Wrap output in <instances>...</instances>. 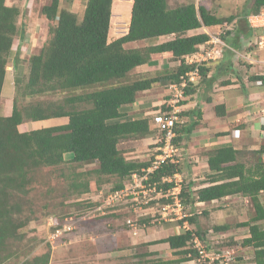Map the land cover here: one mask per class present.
Returning <instances> with one entry per match:
<instances>
[{
  "label": "trees",
  "instance_id": "obj_1",
  "mask_svg": "<svg viewBox=\"0 0 264 264\" xmlns=\"http://www.w3.org/2000/svg\"><path fill=\"white\" fill-rule=\"evenodd\" d=\"M72 3L74 0H67ZM62 0H52L44 5L42 13L52 21L50 37L39 53L30 56V70L23 96L46 93H68L60 100H36L19 106L13 102L12 114H2V92L9 66V57L19 33L18 20L21 9L0 0V264L8 258V244L18 238V224L12 200L26 192L27 183L33 173L42 167H54L72 162L75 165H95L91 171L97 182H113L114 189L124 187L134 171L147 167L150 159H128L119 148L122 140L147 138L155 134L150 116L136 118L125 116L126 106L137 101L141 91L152 88L156 83H180L181 76L193 66L184 62V56L199 50V46L211 40V35L202 32L188 34L201 27H213L231 23L236 15L218 16L204 5L194 1L170 7L168 0H133L128 32L111 40L114 0H85L82 19L69 8L61 6ZM264 7V0H254L253 13ZM164 35L173 38L142 48H126L131 41L157 39ZM228 29L223 35L227 41ZM172 52L182 62L164 75L149 76L127 81V76L136 67L152 64L155 53ZM209 69L201 66L202 79ZM264 81V75L257 76ZM198 84L186 90L191 95ZM83 92H75L77 89ZM185 100L181 103L183 104ZM125 107V108H124ZM225 106L216 105L221 115ZM193 116L191 122L177 123L176 144L188 138L202 119L199 109L181 113ZM54 117H66L60 125L44 126L29 131L20 130L25 119L37 121ZM155 147V146H153ZM68 153L72 158H66ZM210 173L204 183L193 188L195 183L183 184L180 197L186 204L218 201L240 195L251 202L255 214L251 220L237 223L248 227L249 234L242 245L253 249L255 264H264V149L243 150L233 145L221 146L206 151ZM179 163H169L155 173V179L163 175L181 172ZM89 171L85 173L88 175ZM73 187L79 193L90 191L88 179L75 180ZM174 182L165 187H173ZM88 205L85 209L89 208ZM207 213V212H205ZM61 220L63 218H60ZM197 224L196 216L179 220ZM230 224L216 225V231H227ZM205 240L201 230L182 228L179 233L151 244L167 242L174 258L159 264H182L200 258L196 238ZM71 238V237H70ZM50 244V243H49ZM51 246V244H50ZM150 252L148 255H156ZM147 255V254H144ZM50 253L45 252L27 258L25 264H49Z\"/></svg>",
  "mask_w": 264,
  "mask_h": 264
},
{
  "label": "rangeland",
  "instance_id": "obj_2",
  "mask_svg": "<svg viewBox=\"0 0 264 264\" xmlns=\"http://www.w3.org/2000/svg\"><path fill=\"white\" fill-rule=\"evenodd\" d=\"M51 1H7L9 5H16L21 9V16L18 20L17 41L14 42L13 53L9 57L5 95L2 97L3 111L8 104L13 106L12 100L5 99L9 92L10 96L16 94L15 97L18 99L20 107L31 101L60 100L68 95V93L56 92L23 96L30 70L28 58L30 59V55L40 50L42 44H45L50 37L49 26L53 23L42 13V8L44 5L50 4ZM118 1L125 3H118L114 9L113 32L124 30L128 25L129 15H131L132 2L129 0ZM191 1L197 5L206 6L215 15L228 17L239 14L242 6H245L243 3L246 0H168V3L170 7H176ZM251 2L252 0H247L246 6H249ZM61 6L77 13L81 20L85 10V0H74L72 3L62 0ZM228 26L230 28L231 24L216 25L211 28V32L213 35L221 34L222 36L229 29ZM22 31L26 34L27 41L24 39L25 49H20L18 52L17 44ZM222 39H224L223 36ZM158 85L161 86L160 93H163L164 97L170 98L169 92L172 91L170 84L161 83ZM75 92L81 93L83 89H77ZM158 106L152 108L158 109ZM153 146L154 135L152 140H146L144 143L141 140L136 154H141L142 158L149 159L154 154ZM68 156L66 155L67 158ZM94 168L95 165L80 166L67 161L59 166L42 167L33 173L27 183L26 192L20 193L12 200L18 224L20 222L23 224L18 229V238L9 242L7 253L9 258L2 264H25L27 258H33L45 252L50 253L49 264H159L161 263L160 260L164 262L175 257L169 244L161 245V251L157 252L156 255H148L150 253L148 247L151 242L167 238L182 230L181 227H177L179 220H181L178 218L180 215L174 213L164 219L156 211L164 203L172 202L171 198L158 200L157 203L152 204L154 208L147 207L146 212L148 213L146 215H140V213H135L126 208L125 205H119L109 209L105 214L79 222L75 232L71 235L70 242L67 240L66 243L61 244L56 249L50 246L47 237L51 217L60 219L69 215L80 214L81 211L86 210L88 205L92 204V201H98L90 199V194L99 190L106 192L108 188L113 187V182H97V175L91 172ZM87 171L89 173L85 175ZM76 179H88L91 184L90 191L80 194L79 190L72 185ZM176 179L184 184L187 183L184 177V181L182 180L180 175ZM101 198L100 201H102ZM261 199L264 203V194ZM207 205L210 206L197 209L186 204L180 213L193 212L196 216L197 224L188 225L194 230L199 229L204 232L205 240H200L197 237L196 244L207 254L205 259H195L182 264H226V262L228 264H253V249L242 245V240L248 236L249 229L248 227L237 226L239 222L251 220L255 214L251 202L240 195H233L214 203H207ZM128 219H134L137 222L140 228L138 235L131 233L127 223ZM170 219L174 220L170 221ZM260 223L264 225V220ZM222 224H230L232 228L230 227L227 231H216L214 227ZM229 256H232V261L225 260Z\"/></svg>",
  "mask_w": 264,
  "mask_h": 264
},
{
  "label": "crops",
  "instance_id": "obj_3",
  "mask_svg": "<svg viewBox=\"0 0 264 264\" xmlns=\"http://www.w3.org/2000/svg\"><path fill=\"white\" fill-rule=\"evenodd\" d=\"M129 1L133 3V0ZM118 3L125 2L114 0L112 25L114 9ZM243 4L245 6H242L240 13L235 14L236 18L230 23L231 26L229 29L231 30V35L229 39H227V42L223 39L226 43L223 56L204 64L209 69L206 78L199 82L196 90L191 95H187L185 102L181 105L184 113L197 109H200L203 113L200 124L197 125L188 138L184 137L180 143L182 153L179 164L182 171L179 175L187 183H195L193 188L207 185V183H204L210 173L208 157L206 155L207 150L227 145H233L235 148L246 151L260 148L264 149V85H258L256 83L258 80L257 76L264 75V48L257 46L256 41L259 36V31L253 29L248 22V15L253 13L254 0H252L249 6H246L247 0ZM130 17L131 15H129V22L124 30H116L113 32V27H111L109 35L111 40L128 32ZM211 28L204 26L191 30L188 34L206 32L212 36ZM26 37L24 31H22L17 44L18 52H20V49H25L23 42L24 39H27ZM173 37L172 35H164L157 39L131 41L126 43L125 47L128 49L142 48L167 41ZM15 41H17L16 37ZM43 45L44 43L40 47V50L35 53H39ZM152 61V64L140 65L129 72L127 81H133L146 76L164 75L179 65V59L175 58L172 52L155 53L152 55ZM151 73L152 75H149ZM6 79L2 97L5 95ZM158 84L161 83L155 84L148 90L139 92L137 101L126 106V108L124 107L127 111L126 118L148 116L152 111L156 110L152 108L153 106L159 105V108L168 100L169 97H164L163 93H160L161 86ZM15 96L16 94L10 96L9 92L5 96V99L14 102ZM220 104L225 106V108L221 110V115H218L215 107ZM12 109V104H8L5 111L2 109V114L9 116L12 114ZM191 118L193 116H183L181 122H191ZM67 121L68 119L66 117H54L37 121L25 119L20 125V130L29 131L44 126L60 125ZM150 139L152 140V137L124 139L120 142L119 148L123 150L124 155L128 159L147 160L142 158L141 154H136V152L139 150L141 140L144 143ZM156 141L157 134L155 133L154 144ZM67 155H69L68 159L72 158L71 153ZM101 194L102 191L99 190L96 193L90 194L89 197L99 199ZM214 202L216 200L209 203ZM205 205H207V202H196L194 207L200 209V207L210 206ZM170 221L173 220L170 219ZM190 225L185 223L184 227L191 228ZM177 227L182 228L180 225ZM161 245H168V243L151 244L148 250L150 252H160Z\"/></svg>",
  "mask_w": 264,
  "mask_h": 264
},
{
  "label": "built area",
  "instance_id": "obj_4",
  "mask_svg": "<svg viewBox=\"0 0 264 264\" xmlns=\"http://www.w3.org/2000/svg\"><path fill=\"white\" fill-rule=\"evenodd\" d=\"M250 26L253 29L259 30L260 34L256 44L260 48H264V8L259 12L251 14L248 18ZM225 43L219 35H213L211 40L200 45L199 50L191 55L184 56V62L193 66L181 76L180 83H173L172 97L166 102L167 108H160L151 112V123L157 131V154L151 164L143 168L141 171L134 172L125 183L124 187L118 190L110 191L103 199L102 203L93 207L87 208L81 214H74L64 217L62 220L51 217L49 221L50 230L48 232L47 241L55 249L61 244L70 241L72 233L78 226V223L88 218H93L98 213L104 214L106 209L125 205L136 213H144L147 206L154 208L151 205L161 198H172V202L163 204L156 211L162 217L168 218L176 213L178 218H183L187 214L183 213V202L180 197L181 181H178L177 175L164 176L161 180L152 178V175L164 164L169 162L176 163L180 155V146L176 144L177 123L181 122V102L185 98L186 89L191 84H197L202 79L201 66L212 60H217L223 56V47ZM258 85H263L262 80H257ZM175 182L172 188H166L165 183ZM128 225L131 227L133 234H137L139 226L134 219H128ZM197 247L200 250V258L205 259L207 254L205 250ZM230 260V256L226 258ZM228 264V263H227Z\"/></svg>",
  "mask_w": 264,
  "mask_h": 264
},
{
  "label": "clouds",
  "instance_id": "obj_5",
  "mask_svg": "<svg viewBox=\"0 0 264 264\" xmlns=\"http://www.w3.org/2000/svg\"><path fill=\"white\" fill-rule=\"evenodd\" d=\"M263 8H264V7H263ZM261 9H262V8H261ZM261 9H260V10H261ZM258 12H259V11H258ZM254 13H257V12H254ZM254 13H251V14H254ZM251 14L248 15V18H249V16H250ZM248 22H249V21H248ZM225 24H228V23H225ZM249 24H250V23H249ZM228 28H229V26H228ZM255 30H256V29H255ZM258 31H259V30H258ZM225 33H226V32H225ZM259 34H260V31H259ZM214 35H219L220 38L222 39L221 34H214ZM172 36H174V35H172ZM212 36H213V35H212ZM212 36H211V38H212ZM222 40H223V39H222ZM223 42H224V40H223ZM224 43H225V42H224ZM203 44H204V43H203ZM201 45H202V44H201ZM225 45H226V43H225ZM257 46H258V45H257ZM199 47H200V46H199ZM224 48H225V46L223 47V54H224ZM181 62H182V61L179 60V64H180ZM204 64H205V63H204ZM204 64H203V65H204ZM203 65H202V66H203ZM201 80H202V79H201ZM201 80H200V81H201ZM258 80H262V79H258ZM262 81H263V80H262ZM263 83H264V81H263ZM172 84H173V83H172ZM172 84H171V85H172ZM197 84H199V83H197ZM171 85H170V87H171ZM263 85H264V84H263ZM171 89H172V88H171ZM186 90H187V89H186ZM170 95H171V97H172V91L170 92ZM171 97H170V98H171ZM170 98H168L167 101H169ZM185 99H186V94H185V98H184L183 100H185ZM183 100H182V101H183ZM167 101H166V102H167ZM166 102H165L161 107H159L158 109H160V108H164V109L167 108V106H166ZM181 105H183V104L181 103ZM158 109H156V110H158ZM182 112H183V111L181 110V112H180V116H181V113H182ZM148 116L151 117V115H148ZM181 121H182V118H181ZM152 126H153V125H152ZM155 133L157 134L156 129H155ZM157 137H158V136H157ZM154 146H155V147H154V154H153L152 158L149 160V161H150V164H151L152 160H154L155 155L157 154V148H158V146H159V144H158L157 141H156V143L154 144ZM179 146H180V145H179ZM181 153H182V151H181V147H180V155H179V157H178V161L176 162V164L180 162V156H181ZM169 163H172V162H169ZM169 163H167V164H169ZM150 164H149V165H150ZM167 164H164L163 166H165V165H167ZM149 165H148V166H149ZM148 166H147V167H148ZM163 166H162V167H163ZM162 167H160L156 172H158ZM143 168H146V167H143ZM143 168H142V169H143ZM142 169L137 170V171H134V172L141 171ZM134 172H133V173H134ZM156 172H155V173H156ZM133 173H132V174H133ZM155 173L152 175V178H153V179H155V176H154ZM179 173H180V172H178V173H176V174L179 175ZM174 175H175V174H174ZM178 175H177V176H178ZM131 176H132V175H131ZM131 176H130V178H131ZM164 176H169V175H163V176H161L160 178H158V179H156V180H161ZM172 176H173V175H172ZM130 178H129L128 180H130ZM128 180H127L126 182H128ZM183 181H184V180H183ZM111 183H112V182H111ZM170 183H172V182H170ZM166 184H169V183H165V185H166ZM183 184H184V183L181 181V185H182V186H183ZM174 186H175V182H174ZM174 186H173V187H174ZM182 186H181V187H182ZM169 188H172V187H169ZM114 190H118V189H114L113 187H111V188H108V190H107L106 192H105V190H101L102 193H104L103 195L101 194V197H102L101 199H103V198H104V197H105L110 191H114ZM263 194H264V192H263ZM179 195H180V194H179ZM164 198H165V197H164ZM90 199H92V198H90ZM99 199H100V198H99ZM99 199H96V200H98V201L92 199V200H94V201H96V202H93V201L91 200V201H92V204H91L90 207H93V206H96V205L101 204L102 201H100ZM161 199H162V198H161ZM167 199H169V198H167ZM171 199H172V198H171ZM159 200H160V199H159ZM172 200H173V199H172ZM181 200H182V198H181ZM99 201H100V202H99ZM155 202H156V201H155ZM155 202H153V203H155ZM157 202H158V201H157ZM157 202H156V203H157ZM170 202H171V201H170ZM182 202H183V201H182ZM153 203H152V204H153ZM166 203H167V202H166ZM152 204H151V205H152ZM164 204H165V203H164ZM185 205H186V203L183 202V210H184V208H185ZM187 205H190V204H187ZM118 206H119V205H118ZM161 206H162V205H161ZM116 207H117V206H116ZM147 207H149V206H147ZM147 207H146V208H147ZM113 208H115V207H113ZM113 208H109V209H113ZM126 208H128V207L126 206ZM109 209H106L105 213H107V211H108ZM128 209H130V208H128ZM131 210H132V209H131ZM132 211H133V210H132ZM146 211H147V210L145 209L144 213H140V215H141V214H142V215H143V214L146 215V213H148V212H146ZM82 212H84V211H81L80 214H81ZM201 212H202V211H201ZM201 212H197V213H201ZM105 213H104V214H105ZM135 213H136V212H135ZM154 213H155V212H154ZM78 214H79V213H78ZM100 214H101V213H98V215H100ZM186 214H187V215H186L185 217H187V216H191V215L194 216V213H193V212L186 213ZM160 215H161V214H160ZM161 216H162V215H161ZM185 217H183V218H185ZM93 218H95V217H93ZM162 218H164V217H162ZM183 218H180V219H183ZM164 219H166V218H164ZM171 220H174V219H171ZM185 223H186V224H190L188 221H185L184 224H183V227H182V228H186V227H184ZM128 226H129V225H128ZM129 227H130V226H129ZM75 230H76V229H75ZM130 231H131V233L133 234V232H132V230H131V227H130ZM74 232H75V231H74ZM74 232H73V233H74ZM139 232H140V228H139L138 233H137V234H134V235H138ZM73 233H72V234H73ZM197 240H198V238H196V242H197ZM196 245H197V244H196ZM51 247H52V246H51ZM225 260H226V258H225ZM230 260L232 261V256H230ZM230 260H229V261H230ZM227 263H228V262H226V264H227Z\"/></svg>",
  "mask_w": 264,
  "mask_h": 264
}]
</instances>
